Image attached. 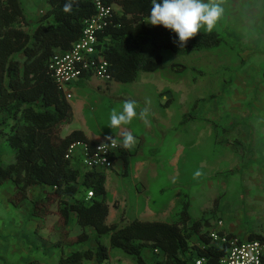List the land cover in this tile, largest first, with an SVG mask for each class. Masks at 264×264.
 <instances>
[{
	"label": "rangeland",
	"instance_id": "1",
	"mask_svg": "<svg viewBox=\"0 0 264 264\" xmlns=\"http://www.w3.org/2000/svg\"><path fill=\"white\" fill-rule=\"evenodd\" d=\"M21 1L28 17L35 21L40 14L35 0ZM212 2L223 9L214 27L225 36L220 48L189 55L165 50L163 65L157 71L140 72L134 82L114 83L117 93L113 107L108 106L114 102L112 97L95 92L85 96L80 88H73L76 89L72 98L74 105L83 97L94 105L90 103L87 109L76 110L71 122L61 131L83 129L99 136L121 138L131 129L136 137V144L130 150L136 153H132L128 175L109 171L106 180L107 201L119 225L136 219L137 211L149 210L157 212V217L162 215L166 221L174 222L184 201L188 200L193 219H200L206 212L205 217L212 221L227 219L236 226L241 223L243 228L253 216V231L261 230L264 221V0ZM174 62L187 68L174 70L171 66ZM192 67L205 71V75L197 74ZM128 101L135 102L137 118L131 125L114 132L107 126L109 117L114 109L121 111ZM193 111L197 115L183 123L184 115ZM141 112L143 117L139 115ZM13 160L6 137L0 135V162L8 164ZM38 189H30L31 199ZM13 190L12 183L0 185V230L5 224L20 225L21 213L30 208V205H25L26 210L9 201L6 203V195ZM217 198L218 208L211 215ZM241 214L246 218L244 221L238 217ZM35 218L44 227L51 225V218L45 224L48 216L44 220ZM71 230L75 235L81 228L76 224ZM8 238L6 231L0 234V241L9 242ZM5 244L2 242L0 247L3 249ZM9 245L15 247V243L9 242ZM6 251L9 256L3 258L0 249V264H17L21 260V255L11 253L10 248ZM114 251L115 258L121 257L123 264H136L130 255L116 248ZM144 251L149 263L153 262L155 254L148 249ZM49 253L41 254L42 264H57L58 258H52Z\"/></svg>",
	"mask_w": 264,
	"mask_h": 264
},
{
	"label": "trees",
	"instance_id": "2",
	"mask_svg": "<svg viewBox=\"0 0 264 264\" xmlns=\"http://www.w3.org/2000/svg\"><path fill=\"white\" fill-rule=\"evenodd\" d=\"M105 1L118 8L113 22L99 33L101 51L116 82H134L140 72L157 71L163 65L165 50L189 55L218 49L225 43V36L218 30L209 33L202 29L182 47L178 46L173 32L147 23L151 0ZM47 2L49 8L33 23L21 0H0V135L6 137L14 156L8 164L0 162V185H14L8 201L20 208L30 205L29 217L44 220L52 212L58 214L52 227L60 235L55 245L56 250H61L58 264H83L94 259L102 264L109 259L110 249L115 248L130 255L136 264H196L200 257L206 259L205 264H219L226 248L216 245L210 237L211 223L206 212L200 219L192 218L188 200L174 222L134 219L122 225L107 223L106 172L82 171L66 158L73 142L84 141L91 146L95 143L78 129L61 135L62 126L73 118V108L49 69L53 55L70 49L81 37L85 21L96 13V8L90 0H71V11L65 12L64 6L70 0ZM171 66L178 71L187 68L176 62ZM192 69L205 75L201 69ZM92 75L86 72L81 77L88 80ZM231 81L230 77L228 83ZM195 115L196 111L185 114L183 123ZM133 154L120 146L113 156L124 160L125 175ZM34 186L40 187V194L31 199L29 192ZM89 190L94 196L87 201ZM218 205L217 198L211 215ZM72 214L82 229L76 236H70ZM42 227L43 223L38 230ZM88 228L95 231L94 236ZM105 237H109V244L104 242ZM258 237L259 233H251L249 239ZM92 238L97 243L95 250L65 254V248ZM145 249L155 254L153 262L144 256ZM23 264L42 263L31 260Z\"/></svg>",
	"mask_w": 264,
	"mask_h": 264
},
{
	"label": "built area",
	"instance_id": "3",
	"mask_svg": "<svg viewBox=\"0 0 264 264\" xmlns=\"http://www.w3.org/2000/svg\"><path fill=\"white\" fill-rule=\"evenodd\" d=\"M96 8V13L85 21V28L81 37L73 46L63 52H57L49 62V69L58 85L66 92V87L74 83L82 74L90 72L104 81H111L109 61L105 59L101 48L99 33L114 20L116 8L105 0H90ZM120 145H111L105 140L93 146L84 141L73 142L68 148L66 158L71 161L74 168L82 171H108L114 167L113 156L119 151ZM94 196L93 190L86 193V200ZM222 221L218 222L221 226ZM213 242L220 243L226 248L225 254L219 264H263L264 257V222L259 237L255 239H242L238 236L221 234L218 229L210 230ZM158 253L159 249H155ZM196 264H205L206 259L200 257Z\"/></svg>",
	"mask_w": 264,
	"mask_h": 264
},
{
	"label": "crops",
	"instance_id": "4",
	"mask_svg": "<svg viewBox=\"0 0 264 264\" xmlns=\"http://www.w3.org/2000/svg\"><path fill=\"white\" fill-rule=\"evenodd\" d=\"M35 2H36V7H37L38 11L40 12V14L37 17V19H38L46 12V10L49 8V5H48L47 0H35ZM115 8H117V7H115ZM35 21H32V22L34 23ZM164 52H163V56H164ZM115 82H116L115 80L104 81V80L98 78L97 76L92 75V77L89 78L88 80H84V76H83V77L77 79L71 85L67 86L66 87V92H69L71 94V97L70 98L67 97V99L69 100V102L72 105L73 115L76 114V110H78V109H80V110L82 109L83 110V107H84V110H85V109H87L89 107L88 104L92 103V102H89V100H87L86 98L84 99V97H83L81 100L78 101L77 105H74L73 102H72V98L75 95L74 93H75L76 89L74 90L73 88H80V90L83 91L82 93L85 96L87 94L91 93V92H95L97 95L98 94L99 95L103 94V95H106L108 97H112L111 100H113L114 102L108 103V106L113 107V106H115V94L117 93V92H115V87H114V83ZM118 83H120V82H118ZM161 87H163V86H160L158 88H161ZM160 92L161 91L159 90L156 93L159 95V94H161ZM65 95H66V93H65ZM90 105H94V104L92 103ZM69 123H65L64 125L66 126ZM73 130H77V129H73ZM73 130L70 129V130H68L65 133H64V131H61V135L62 136H66L70 132H72ZM78 130H82L86 134V136L94 143H98V142H102V141L108 140L107 136H99V135H96L94 133H89V132H87V131H85L83 129H78ZM129 131L132 132L131 129L127 130L126 132H129ZM123 134H122V137H123ZM111 137H113L115 139V135L111 136ZM122 137L121 138L117 137V141H118L120 146L122 145ZM132 153H136V152L134 151ZM120 160H121V164L118 165L117 163ZM130 161H131V157L129 159V169L127 171V175H128L129 170H130V167H131ZM125 170H126V168H125L124 160L122 158H117L115 160L114 167L111 170H108V171H105V172H106L107 176H108L109 171L110 172L114 171L117 174L125 175V172H126ZM127 175H125V176H127ZM33 188H39L38 189V193L35 196V198H36L40 194L39 193L40 192V187L39 186H34ZM106 188H107V186H106ZM107 193H108V190H107ZM11 194H7L6 197H5V200H6L7 204H8V198H9V196ZM263 202H264V200H263ZM107 203L109 205V215L107 217V223L112 224V223H115V220H114L115 219V211H111V205L109 204L108 201H107ZM113 206L115 208V201L113 203ZM156 213L157 212H154L152 210H149L147 212H142V213L137 211V215L138 216H137L136 219L146 220V221H154V220L166 221L165 218H163L162 215H159L157 217L158 214H156ZM21 214H22V220H21V224L20 225L14 226L13 224L12 225L10 224V226H7L5 224L3 226V228L0 230V234H2V235H4V231H6L8 233L9 242L15 243V247H13V245H9V242L7 240H5V239H3V241H0V244L2 242L7 244V245L6 244L4 245L3 249L0 247L1 256L3 258L9 256V253L6 250H8L10 248L11 249V253H17L18 256L21 255V260L18 261L17 264L27 263V262H29L31 260H38V261L41 262V260H40L42 258L41 254L45 253V251H48V252H50L49 255L52 258L57 257L58 258V262H59V258H60V255H61V250H59V249L56 250L55 249V245H56V243H58L60 241V235H59V233L56 230H52V227L54 225L51 226L52 224H54L55 222L58 221V214L55 213V212H52L51 214H49L47 220L45 221V224L49 220V218H51L50 219L51 220L50 221L51 225L47 226V224H46L47 227L43 226V228H40V231L38 230V227H39V225H41V222L37 218L29 217V214H28L27 211H24ZM72 215L73 216H72L70 224H69V228H70V231H71L70 236H76L82 231V229H81V231H78L79 233H77L75 235H72V230L71 229L73 228V226H76V224H77L76 223V219H75V215L74 214H72ZM238 217L241 220H243V221H244V219H246L244 217V215H242V214L239 215ZM110 218L113 219V220H111L112 222H110ZM248 219H249V223L246 225V227H243V228H240L241 223H238V226H236L233 223L232 224L228 223L227 219L223 220V219L216 218L215 221H212L210 219L211 226H210L209 230L218 229V231L220 233L221 232L225 233V234H230L231 233L232 235L238 236V237H240L242 239H246V238H249L251 233H260V231H256V232L253 231L254 228H253L252 225L254 224V217L252 216L251 218H248ZM219 221H222V223H223L221 226L218 225ZM50 230H51V232H50ZM76 230H78V229H76ZM88 232L91 235H93V236L95 235V231L92 228ZM242 235H244V236H242ZM10 239H12V241H10ZM103 240H104V242L106 244H109V237H105ZM215 244L218 245V246H222L220 243H216L215 242ZM78 245H83L81 247V249H79V250H84V249H87V248L95 250L96 247H97V243H96L94 238H92L90 241H88L86 243L78 244ZM78 245H75V246H72V247L70 246V247L65 248V251H66V249H68L67 252H65V254H69V253H71L73 251H77L78 249L73 250V248L78 246ZM14 248H16V249H14ZM38 253H40V254H38ZM143 254H145V251H143ZM86 261H91V262H86ZM152 261H154V259ZM58 262H57V264H58ZM83 264H100V263L97 262L94 259V260H85ZM102 264H123V260L119 256L115 258L114 249H110V257H109V259L106 262L102 263Z\"/></svg>",
	"mask_w": 264,
	"mask_h": 264
},
{
	"label": "clouds",
	"instance_id": "5",
	"mask_svg": "<svg viewBox=\"0 0 264 264\" xmlns=\"http://www.w3.org/2000/svg\"><path fill=\"white\" fill-rule=\"evenodd\" d=\"M71 0L64 6L65 12H70ZM223 9L212 0H151L150 13L147 23L153 26H163L176 36L174 43L183 46L191 38L195 37L202 29L211 33L221 17ZM136 105L133 101L125 102L121 111H112L107 126L114 132L121 127L131 125L137 118ZM143 117L144 113L139 114ZM112 146L117 144V136L114 139L109 136ZM136 144V137L132 132H125L122 137V147L131 150Z\"/></svg>",
	"mask_w": 264,
	"mask_h": 264
}]
</instances>
